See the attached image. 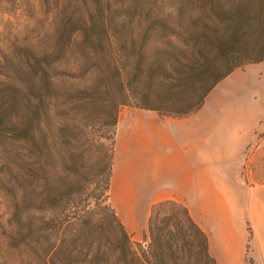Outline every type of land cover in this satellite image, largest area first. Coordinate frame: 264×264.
Returning <instances> with one entry per match:
<instances>
[{
  "label": "trees",
  "instance_id": "16d2710c",
  "mask_svg": "<svg viewBox=\"0 0 264 264\" xmlns=\"http://www.w3.org/2000/svg\"><path fill=\"white\" fill-rule=\"evenodd\" d=\"M90 1L93 11L86 17L64 18L55 12V24H47L37 37L19 40L16 34L9 40L0 30V160L6 163L0 171L10 172V164L20 170V204L12 223L22 264H51V253L59 248L56 240L64 233L61 210L55 211L48 226L32 220L31 166L33 155L40 152L34 133L53 100L64 97L54 83V66L67 61L76 38L104 62L103 79L85 98L94 102L98 89L110 96L114 88V128L121 107L131 103L160 116L186 117L199 110L209 92L235 69L264 62V11H249L245 0H180L183 11L165 13L113 11L109 0ZM4 3L23 6L22 0H0V11ZM156 42L161 45L152 52ZM84 50L80 54L91 58ZM106 171L108 189L111 156ZM59 201L56 193L53 202ZM112 214L118 224L115 236L106 238L103 247L86 240L79 248L73 228L74 244L65 249L61 264H217L207 234L181 202L163 200L151 206L143 234L145 248Z\"/></svg>",
  "mask_w": 264,
  "mask_h": 264
},
{
  "label": "rangeland",
  "instance_id": "374dc122",
  "mask_svg": "<svg viewBox=\"0 0 264 264\" xmlns=\"http://www.w3.org/2000/svg\"><path fill=\"white\" fill-rule=\"evenodd\" d=\"M116 1L128 6H118ZM245 2L249 11H264V0ZM58 3L59 0H22V7L4 3V10L0 11L3 38L12 40L11 37L16 34L19 40L37 37V33L46 29L47 24H55V15L52 18L55 12L64 18H78L86 17L87 13L93 11L90 0H62V6L56 7ZM109 4L113 11H183L179 10L180 0H109ZM160 45L156 42L151 51ZM83 47H86L85 50ZM82 49L88 55L91 54V58L81 55ZM104 69L100 57H95L92 50L76 38L67 61L54 66V83L64 97L56 102L53 100V106L49 107L45 119L34 133V141L40 152L33 155L31 166L32 220L35 225H41L44 221V225L48 226L58 210L64 217V233L56 240L59 248L51 253V264H61L65 249L74 244L71 239L73 228L79 248L84 247L86 240L92 241L94 246L103 247L106 238L118 232V224L112 214L114 210L109 198V187L105 189L106 167L110 156L113 164L115 148L116 127L111 126V121L116 111V92L112 88L110 96H107L97 88V100L90 102L85 98L88 92L94 93L96 90L98 79L105 73ZM259 69L258 66H251L246 73L242 69L238 70L220 87L209 92L208 103L253 105L252 88L261 84V79L257 80L261 76ZM251 139L252 142L243 151L242 165L237 173L252 189L264 184V142L256 131ZM2 151L1 147L0 154ZM5 165L0 160V167ZM8 167L10 172L8 169L0 171V262L22 264L17 227L12 223L16 219L15 207L20 204L18 190L22 180L18 167L11 164ZM56 193L60 195L58 203L53 202ZM89 224H94L93 229ZM248 228L249 223L243 230L245 235L249 233ZM41 234L39 230L37 235L40 241ZM53 241L54 238L48 240L49 243ZM133 241L146 247L144 239ZM251 252L252 244L247 243L244 264H254ZM261 257V264H264V245L261 246Z\"/></svg>",
  "mask_w": 264,
  "mask_h": 264
},
{
  "label": "crops",
  "instance_id": "0c3cea01",
  "mask_svg": "<svg viewBox=\"0 0 264 264\" xmlns=\"http://www.w3.org/2000/svg\"><path fill=\"white\" fill-rule=\"evenodd\" d=\"M251 66L261 75L251 91L253 105H212L206 97L182 118L133 106L119 110L109 198L133 240H143L154 203L176 200L207 234L217 264H244L247 243L253 263L261 264L264 184L251 189L237 170L255 131L264 142V62L235 69L213 89ZM247 223L250 239L243 231Z\"/></svg>",
  "mask_w": 264,
  "mask_h": 264
}]
</instances>
